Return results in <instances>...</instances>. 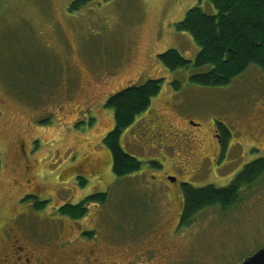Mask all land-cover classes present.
I'll return each instance as SVG.
<instances>
[{"label": "rangeland", "instance_id": "1", "mask_svg": "<svg viewBox=\"0 0 264 264\" xmlns=\"http://www.w3.org/2000/svg\"><path fill=\"white\" fill-rule=\"evenodd\" d=\"M74 1L0 0L1 222L22 208L19 219L40 231L62 226L98 229L99 237L119 234L137 210L145 217L154 199L161 211L164 203L174 207L169 199L178 190L183 197L186 185L227 188L247 165L264 159L259 68L210 88L190 83L208 68L171 72L159 60L175 50L195 61L200 48L177 24L197 6L216 14L211 0H96L71 13ZM152 80L163 81L160 94L121 138L143 167L119 179L104 146L115 127L106 103ZM218 123L232 135L221 169L196 176L202 147L216 154ZM78 177L87 179L85 187ZM98 193H108L106 204H86L83 219L58 215L60 207ZM23 196L36 198L19 207ZM37 202L48 205L39 212ZM183 230L191 238L190 264H239L264 247V178L229 211L200 212Z\"/></svg>", "mask_w": 264, "mask_h": 264}, {"label": "trees", "instance_id": "2", "mask_svg": "<svg viewBox=\"0 0 264 264\" xmlns=\"http://www.w3.org/2000/svg\"><path fill=\"white\" fill-rule=\"evenodd\" d=\"M96 0H75L71 13L80 11ZM216 14L209 15L200 6L191 9L185 19L177 24V30L191 36L200 52L195 61L184 59L177 51L169 50L159 56L160 62L171 72L199 70L193 74L190 83L218 88L230 85L251 67L259 68L264 74V0H211ZM162 80H152L142 86L125 89L109 98L106 107L113 110L115 128L104 139V146L110 152L113 172L119 179L139 172L143 163L127 154L121 146L123 133L136 119L146 113L162 90ZM175 91L182 88L180 82L173 83ZM217 129L225 148L232 139L231 132L218 123ZM154 168L160 163L152 162ZM3 163L0 158V173ZM264 178V159L247 165L235 180L223 189L208 186L195 189L185 186V210L183 222L191 224L195 217L205 210L219 207L229 211L241 201L245 189H251ZM81 187L87 179L77 178ZM36 197H29L27 200ZM26 200V201H27ZM108 194L91 195L85 201L74 205L66 204L58 209V215L78 221L87 214L86 204H106ZM48 202H37L35 209L44 211Z\"/></svg>", "mask_w": 264, "mask_h": 264}, {"label": "flooded vegetation", "instance_id": "3", "mask_svg": "<svg viewBox=\"0 0 264 264\" xmlns=\"http://www.w3.org/2000/svg\"><path fill=\"white\" fill-rule=\"evenodd\" d=\"M214 136L216 154L202 147L203 159L196 162L192 174L206 175L211 170L217 172L221 169L220 164L230 145L225 148L218 129ZM111 163L113 166L112 157ZM29 197H21L17 206L21 207L20 202ZM169 202L174 207L179 204L181 208L176 210L164 203L160 211L154 199L147 205L145 217L137 215V210L124 224L122 233L111 232L101 237L98 229L75 232L74 228L60 226L40 231L26 220L24 222L23 218L19 219L25 215L24 209L19 208L23 212L8 222H1L3 218L0 215V264H190L191 247L189 249L188 245L191 238L184 230L181 232L190 226L188 222H183L185 192L182 197L178 190Z\"/></svg>", "mask_w": 264, "mask_h": 264}, {"label": "water", "instance_id": "4", "mask_svg": "<svg viewBox=\"0 0 264 264\" xmlns=\"http://www.w3.org/2000/svg\"><path fill=\"white\" fill-rule=\"evenodd\" d=\"M175 181V180H173ZM240 264H264V248L257 251L252 256L246 258L242 263Z\"/></svg>", "mask_w": 264, "mask_h": 264}]
</instances>
